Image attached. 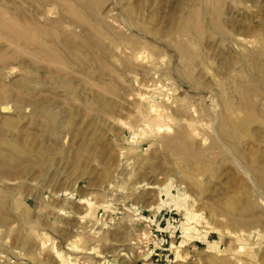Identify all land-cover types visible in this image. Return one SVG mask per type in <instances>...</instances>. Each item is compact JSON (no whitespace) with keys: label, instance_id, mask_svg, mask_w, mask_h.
<instances>
[{"label":"rangeland","instance_id":"1","mask_svg":"<svg viewBox=\"0 0 264 264\" xmlns=\"http://www.w3.org/2000/svg\"><path fill=\"white\" fill-rule=\"evenodd\" d=\"M0 264H264V0H0Z\"/></svg>","mask_w":264,"mask_h":264},{"label":"built area","instance_id":"2","mask_svg":"<svg viewBox=\"0 0 264 264\" xmlns=\"http://www.w3.org/2000/svg\"><path fill=\"white\" fill-rule=\"evenodd\" d=\"M152 234H153V233H152ZM152 234H151V231H149L148 234H147L145 231H143V232L140 233V236H141L142 238L146 239L148 235L151 236ZM140 236H137V239H136L137 242H140V239H142ZM151 237H152V236H151ZM153 237H154V238H157V234L154 233V236H153Z\"/></svg>","mask_w":264,"mask_h":264}]
</instances>
